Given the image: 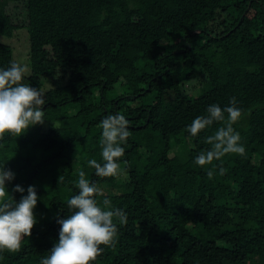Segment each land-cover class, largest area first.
Returning a JSON list of instances; mask_svg holds the SVG:
<instances>
[{
    "label": "trees",
    "instance_id": "obj_1",
    "mask_svg": "<svg viewBox=\"0 0 264 264\" xmlns=\"http://www.w3.org/2000/svg\"><path fill=\"white\" fill-rule=\"evenodd\" d=\"M12 1L20 0H0L7 37L19 28L6 12ZM24 1V82L42 88L59 70L66 79L46 90L42 124L0 142V164L16 174L9 192L19 199L15 184L35 185L38 194L31 236L0 253V264H39L48 255L81 170L127 212L126 223L115 221V246L101 245L92 264H264V0ZM10 61L12 48L0 42V67ZM196 71L203 82L183 93ZM231 97L243 110L234 127L246 157L214 161L209 179L210 166L194 158L223 124L195 137L186 125ZM116 112L131 134L118 174L97 177L87 161H100V122Z\"/></svg>",
    "mask_w": 264,
    "mask_h": 264
},
{
    "label": "clouds",
    "instance_id": "obj_2",
    "mask_svg": "<svg viewBox=\"0 0 264 264\" xmlns=\"http://www.w3.org/2000/svg\"><path fill=\"white\" fill-rule=\"evenodd\" d=\"M28 74V66L15 61H10L7 67H0V142L5 133L16 137L45 120L43 106L47 103V91L25 83ZM242 113L236 97H231L223 107L219 103L209 104L205 115L196 116L191 124L186 125L188 134L195 137L215 122L223 124L213 135L206 137L205 142L210 147L194 158L196 165L210 166L207 169L209 179L214 177L218 167L214 161L222 165L227 154L246 157L241 135L234 127ZM129 123L120 112L102 118L101 159L87 161L97 177L118 174L120 160L125 154L124 145L131 134ZM219 173H224L222 166ZM15 175L12 169L5 167V163L0 164V253L18 251L23 238L31 236L34 225L38 223L34 212L38 203L36 187L29 185L25 189L15 184L12 191L21 193L16 199L8 190V184L15 179ZM75 186L78 192L66 201L71 214L57 217L56 223L60 225L58 239L48 250V255L40 258L39 264H92L104 251L101 245L115 246L118 236L115 221L120 224L127 222V212L115 207L110 195L96 182L90 181L85 171H79Z\"/></svg>",
    "mask_w": 264,
    "mask_h": 264
},
{
    "label": "rangeland",
    "instance_id": "obj_3",
    "mask_svg": "<svg viewBox=\"0 0 264 264\" xmlns=\"http://www.w3.org/2000/svg\"><path fill=\"white\" fill-rule=\"evenodd\" d=\"M7 14L10 16L14 24L19 25V28L14 32L12 37L0 35V42L9 45L12 48L13 59L15 62L26 64L29 68V74L31 73L30 61H29V39L28 33L25 29L27 23V11L24 0L9 2L6 8ZM28 74V75H29ZM66 75L62 70H59L55 77L43 78V90H48L51 87H55L58 83L63 84L65 82ZM203 82V75L201 72H195L192 77L183 85V93H191L197 91ZM46 127V125H44ZM176 148L170 151V154L176 153ZM75 168L78 169L79 165L75 164ZM123 174L117 176L119 183L124 181Z\"/></svg>",
    "mask_w": 264,
    "mask_h": 264
}]
</instances>
